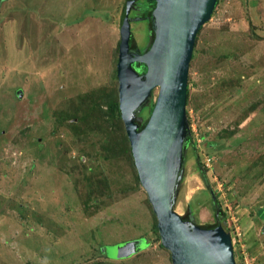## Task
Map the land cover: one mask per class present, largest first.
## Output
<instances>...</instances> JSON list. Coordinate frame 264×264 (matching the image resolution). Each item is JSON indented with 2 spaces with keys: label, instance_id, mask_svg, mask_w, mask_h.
<instances>
[{
  "label": "rangeland",
  "instance_id": "374dc122",
  "mask_svg": "<svg viewBox=\"0 0 264 264\" xmlns=\"http://www.w3.org/2000/svg\"><path fill=\"white\" fill-rule=\"evenodd\" d=\"M124 6L0 0V264H171L110 108ZM131 34L142 50L148 22L136 18ZM187 90L195 155L235 262L264 264V0H218ZM185 157L175 211L215 224L195 156ZM134 241L136 253L115 258Z\"/></svg>",
  "mask_w": 264,
  "mask_h": 264
},
{
  "label": "water",
  "instance_id": "95a60500",
  "mask_svg": "<svg viewBox=\"0 0 264 264\" xmlns=\"http://www.w3.org/2000/svg\"><path fill=\"white\" fill-rule=\"evenodd\" d=\"M136 2L127 0L120 20L118 107L160 244L169 252L171 264H236L232 238L220 223L201 227L175 211L191 136L186 114L188 71L197 34L211 18L217 0H156L150 45L144 52L129 44L131 23L136 21L129 15ZM136 64L146 71L137 73ZM156 90L149 118L138 130L139 113L150 105ZM209 194L218 217L216 197L210 189ZM115 248V258H126L140 249V242Z\"/></svg>",
  "mask_w": 264,
  "mask_h": 264
},
{
  "label": "trees",
  "instance_id": "16d2710c",
  "mask_svg": "<svg viewBox=\"0 0 264 264\" xmlns=\"http://www.w3.org/2000/svg\"><path fill=\"white\" fill-rule=\"evenodd\" d=\"M136 1H137V0H134V2H136ZM126 2H127V0H125V4H126ZM155 3H156V0H145V1L142 3V4H143V7H142V8H143V15H142V16L145 17L144 20H146V21L148 22V25H150V16H151V12H152V10H153L154 7H155ZM134 5H135V4H134ZM136 5H138V4H136ZM217 5H218V0H217V2H216V5H215V7H214V10H215V8L217 7ZM201 29H202V27L200 28L199 32L201 31ZM199 32H198V34H199ZM198 34H197V35H198ZM152 36H153V34L151 35V37H152ZM150 40H151V39H150V36H149V38L147 37V42H146V44L144 45L145 47L142 48L143 52L146 51V50L149 48ZM129 44H130L131 47H138V46L136 45V42H135L133 36H131L130 41H129ZM134 69H135V70L137 71V73H139V74H143V73L146 71V69H145L144 66H141V65H138V64H137V66L134 67ZM187 96H188V90H187ZM153 105H154V102L151 101V102H150V105L148 106L149 111H148V114H147L146 116H144L142 112L144 111V109H146L147 106L144 107V108L141 110V112L139 113V118H140V119L137 121L138 124H139V128H138V130L143 129L144 125L146 124V122H147V120H148V118H149V115H150V113H151V110H152V108H153ZM110 108H111V111H112V112L116 113V116L119 118V120H121V118H120V111H119V107H118V100L116 101V103L112 104ZM189 152H191V153L193 154V156H195L196 163H197V165H198L197 168H198L199 176L201 177V179L203 180V182L206 184L207 188L210 189V188H209V184H208V182H207V180H206V177H205V172H206V170H205V168L199 163L198 159L196 158V155H195V143L193 142L191 136L188 138L187 143H186V146H185V155H186L187 153H189ZM185 158H186V157H185ZM185 158H184V159H185ZM210 201H212L211 196H210ZM213 204H214V203H213ZM216 204H217V201H216ZM217 205H218V204H217ZM183 217H184L185 219L190 220L194 225H197V221L193 218L190 209H187V210H186V213L183 215ZM263 218H264V217H263ZM217 223H220L222 226H224L225 230L228 232V230H227V228H228V222L224 220V215H223V213L221 212V210H219V212H218V217L216 218V222H215V224H212V225H204V226H201V227L208 228V227H212V226L216 225ZM154 229H155V231H157L155 225H154ZM160 246H161V245H160ZM161 248H162V246H161Z\"/></svg>",
  "mask_w": 264,
  "mask_h": 264
},
{
  "label": "flooded vegetation",
  "instance_id": "af4514ba",
  "mask_svg": "<svg viewBox=\"0 0 264 264\" xmlns=\"http://www.w3.org/2000/svg\"><path fill=\"white\" fill-rule=\"evenodd\" d=\"M145 0H137V2L135 3V5H133V7H132V10H131V12H130V14L131 15H129L132 19H136V18H139V20L140 19H144L145 17H143L142 15H143V2H144ZM136 4H138V5H136ZM141 17V18H140ZM146 21V20H145ZM150 28V25H148V35H147V37L149 38V36H150V33H149V29ZM139 48V47H138ZM139 50L141 51V52H143V50H141L140 48H139ZM135 66H137V64L136 65H134L133 67H135ZM213 206L215 207V205L213 204ZM214 217H215V220H216V216H215V210H214ZM139 246V245H138Z\"/></svg>",
  "mask_w": 264,
  "mask_h": 264
},
{
  "label": "clouds",
  "instance_id": "9594fccd",
  "mask_svg": "<svg viewBox=\"0 0 264 264\" xmlns=\"http://www.w3.org/2000/svg\"><path fill=\"white\" fill-rule=\"evenodd\" d=\"M229 235H230V233H229ZM231 236V235H230Z\"/></svg>",
  "mask_w": 264,
  "mask_h": 264
},
{
  "label": "built area",
  "instance_id": "2783aa9c",
  "mask_svg": "<svg viewBox=\"0 0 264 264\" xmlns=\"http://www.w3.org/2000/svg\"><path fill=\"white\" fill-rule=\"evenodd\" d=\"M230 235H231V233H230Z\"/></svg>",
  "mask_w": 264,
  "mask_h": 264
}]
</instances>
